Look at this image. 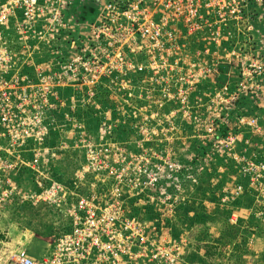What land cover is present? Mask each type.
<instances>
[{"label":"rangeland","instance_id":"rangeland-1","mask_svg":"<svg viewBox=\"0 0 264 264\" xmlns=\"http://www.w3.org/2000/svg\"><path fill=\"white\" fill-rule=\"evenodd\" d=\"M261 1L248 8L246 19L230 21L225 33L221 26L218 36L207 29L189 35L188 26L154 12L149 0H70L66 36L50 34L55 48L37 36L20 41L15 28L7 30L0 39V48L5 49L0 83L8 78L20 82L22 93L16 99L28 127L35 115L49 118L54 129L43 142L56 155L40 177L27 167L11 175L20 195L9 193L4 178L2 188L8 194L0 195V264H13L12 255L20 248L43 258L63 233L61 220L67 221L63 211L70 202L95 188L94 183L107 193L101 182L104 172L92 170L89 162L90 147L76 145L81 132L87 133V141H103L114 159H156L162 167L150 179L135 173L120 180L119 186L126 184L122 189L132 211L138 205L144 210L152 207V214L136 216L147 221L150 235L153 228L163 227L165 245L160 246H167L169 264H264ZM63 46L67 50L62 51ZM82 55L90 77L71 83L77 68L60 65L65 58ZM58 71L67 79H49ZM104 98L110 105L106 109ZM87 108L95 112L94 132L78 116ZM123 125H127L124 132ZM103 135L109 141L102 140ZM9 143V137L1 138L3 147ZM31 145L28 139L27 148ZM34 145L44 146L38 141ZM66 155L72 159H62ZM81 155L85 159L80 160ZM174 163L180 167L179 179L170 168ZM57 166L68 168L53 174ZM116 170L122 168L113 169L118 177ZM42 180L48 185L58 182L63 191L55 188L50 201L36 200L31 194L45 187ZM63 197L69 199V206L64 207ZM179 205L183 209L178 210ZM177 210L181 217L174 215ZM175 220L181 221L174 233ZM157 234L152 233L154 239ZM140 253L136 251L131 264H145Z\"/></svg>","mask_w":264,"mask_h":264},{"label":"built area","instance_id":"built-area-1","mask_svg":"<svg viewBox=\"0 0 264 264\" xmlns=\"http://www.w3.org/2000/svg\"><path fill=\"white\" fill-rule=\"evenodd\" d=\"M261 2V0H149V6L154 9V12L157 10L165 17H174L182 25L181 27L183 24L188 26L189 29L188 27L185 29L189 35L193 30L198 33L207 29V31H212L209 33L218 36V34L226 32L225 29L230 21L237 23L246 19L250 12L248 8ZM69 4L70 0H0V39L5 38L7 30L12 27L19 33L20 41H30L37 36L44 40L40 39L41 41L49 43L52 48H55V45L52 44L54 39L50 37V34L66 36L69 23V16L66 15V12L68 13ZM146 16L150 18L151 15ZM110 17L112 18L113 15ZM10 23H13V26ZM221 26H225L223 30L220 29ZM132 29L137 30L135 27ZM145 30L149 32L148 28ZM228 33L231 34L230 31ZM44 45L46 44L44 43ZM25 46L27 47L28 44ZM66 46L62 47V51L67 50ZM0 54L1 64L5 60V49L2 47ZM57 62L59 61L51 62L50 66ZM62 64L60 66L63 68L75 67L78 70L77 74L69 79L71 83L74 79L86 82L90 77L86 72V55L69 58V60L65 58ZM100 65L97 67L100 68ZM53 78L61 81L67 79V76L58 71L49 75V79L53 80ZM19 84L20 82L9 80V78L8 81L5 79L0 83L2 85L0 86V195L2 196L8 194V190L2 188V183L5 182L4 178L9 185V193L14 191L20 195L22 192L17 191L16 182L12 180L11 175L27 167L34 172L36 177H40L39 174H45L44 167L48 165L49 160L55 159L53 157L56 155V152L51 151L52 149L43 142L47 136L45 134L49 131L53 132L54 129L49 118L40 119L35 115V121L29 127L24 121L23 113L18 107V99H16L17 93L22 91ZM45 84L47 87L46 82ZM29 106L35 107L32 102ZM52 110L54 113L55 109ZM4 130H8V132H3ZM5 137L10 138V143L3 147L1 138ZM85 137H87V133L81 132L76 145L90 147L87 153L90 159L88 160L92 170L104 172L101 182L105 183L107 193L96 188L98 184L94 183L95 188L70 202V206L66 203L69 199L63 197L64 207L69 206L65 208L63 215L71 220V230L56 236L54 245H50L49 253L43 258H34L26 249H19L12 255L13 264H131L133 260L134 263L136 261V251L143 253H140V257L146 258L145 264H169L172 260L171 254L167 250V246H160L165 245L164 236H161L160 232L163 227L158 226L157 230L153 228L150 235L149 230H146L147 221H141L138 216L132 214V209L126 204L127 198L122 189L126 184L123 182L119 186L120 180L129 176L126 179L128 180L135 173L140 175L144 173L147 179H150L154 174L161 173L157 162L153 161L156 159H114L109 152L110 149L104 146L103 141L90 142ZM28 139L33 142V146L31 145L29 148H27L28 145L26 146ZM102 140L107 141L108 139H105L103 135ZM34 141H38L46 148L44 146L37 147L34 145ZM112 150H115L114 147ZM26 153L29 155L28 157L25 156ZM103 156L104 159H102ZM170 166L177 175L175 177L179 179V165L174 163ZM154 167L157 170L154 173H149V170ZM114 168H122L120 171L116 170L118 177L114 174ZM160 170L162 171V167ZM47 172L51 174L49 169ZM169 176L173 177L172 174ZM45 178L49 179V176ZM52 182L48 185L42 180L41 185L44 183L47 188L41 189L38 186L40 190L35 191V194H31V196L38 201L40 199L50 201L52 189L57 188L60 192L63 191L62 185L55 181ZM140 188V191L145 190ZM154 232L159 233L155 239L152 236ZM154 243L155 245L148 246Z\"/></svg>","mask_w":264,"mask_h":264},{"label":"trees","instance_id":"trees-1","mask_svg":"<svg viewBox=\"0 0 264 264\" xmlns=\"http://www.w3.org/2000/svg\"><path fill=\"white\" fill-rule=\"evenodd\" d=\"M250 12H248V14H249ZM243 98H245V97H243ZM102 103H103V108L104 109H106V108H108V107H110V105H109V102H108V99L107 98H104V99H102ZM171 105L172 104H174L173 102H171L170 103ZM95 113V112H94ZM94 113H93V111H92V109L90 110L89 108H87V109H85V112H81L80 114H78V116H80V117H82V118H84V120H86V123H87V125H88V129L91 131L92 130V132H94V130H93V128L94 127H96L97 126V124L95 125V123H94V119H96V118H94ZM124 127H126L125 129H123L122 130V132H124V131H126L127 130V125H123ZM115 135H117L116 136V138H118V131L116 130V134ZM53 136V135H52ZM69 153H70V151H69ZM73 153V152H72ZM62 159H72V158H70L69 156H65L64 158H62ZM83 159H85V155H81V159L80 160H83ZM67 168L68 167H66V166H57V167H54L53 169H52V171H53V174H58V171L59 170H64V171H66L67 170ZM17 180H19L18 179V177L16 176L15 177ZM59 180H62V181H65V182H68V181H66V180H63V179H59ZM20 181V180H19ZM69 183V182H68ZM100 183V182H99ZM134 203V202H133ZM133 203H132V205H133ZM136 203H138V202H136ZM41 206H43V205H39V207H41ZM45 206V205H44ZM183 206L184 205H179L178 206V210H180V209H183ZM134 207V206H133ZM149 207V208H148ZM146 206V210H144L143 209V205L142 206H140V205H138L137 206V208H135L136 210H133L132 211V213H134V215H141V214H144V213H148V214H152L153 213V211H152V207L151 206ZM47 210H48V208H47ZM178 210L175 212V216L176 217H181L180 216V214L178 213ZM188 211V210H187ZM174 216V217H175ZM64 217V216H63ZM67 219V221H68V223H66L67 221H62L61 220V222H64L65 224H63V227H62V229H61V231L62 232H67V231H70L71 230V222L69 221L70 219L69 218H66ZM182 219V218H181ZM180 221L181 220H175L174 221V223H176V224H173V232L175 233V230H176V228L179 226V224H180Z\"/></svg>","mask_w":264,"mask_h":264},{"label":"flooded vegetation","instance_id":"flooded-vegetation-1","mask_svg":"<svg viewBox=\"0 0 264 264\" xmlns=\"http://www.w3.org/2000/svg\"><path fill=\"white\" fill-rule=\"evenodd\" d=\"M50 180H56V178L52 177ZM59 180V179H58ZM57 181V180H56Z\"/></svg>","mask_w":264,"mask_h":264},{"label":"crops","instance_id":"crops-1","mask_svg":"<svg viewBox=\"0 0 264 264\" xmlns=\"http://www.w3.org/2000/svg\"><path fill=\"white\" fill-rule=\"evenodd\" d=\"M20 249H25V248H20Z\"/></svg>","mask_w":264,"mask_h":264}]
</instances>
